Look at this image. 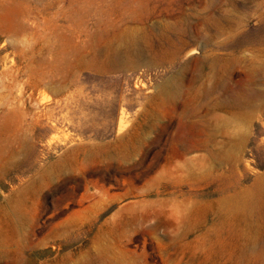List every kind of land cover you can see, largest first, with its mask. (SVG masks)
I'll return each mask as SVG.
<instances>
[{"label":"rangeland","instance_id":"374dc122","mask_svg":"<svg viewBox=\"0 0 264 264\" xmlns=\"http://www.w3.org/2000/svg\"><path fill=\"white\" fill-rule=\"evenodd\" d=\"M262 62L264 0H0V264H264V107L204 143Z\"/></svg>","mask_w":264,"mask_h":264},{"label":"bare ground","instance_id":"6f19581e","mask_svg":"<svg viewBox=\"0 0 264 264\" xmlns=\"http://www.w3.org/2000/svg\"><path fill=\"white\" fill-rule=\"evenodd\" d=\"M231 66L232 61L225 57L209 58L206 62V68L204 69L206 71L203 73L200 71L196 75L197 81H200L195 91L197 100L212 94L216 88H222L223 90L231 89V87H221L224 83L225 72L230 70ZM178 74L180 75H178L177 78L168 79L164 83L165 87H163V89L167 91L169 98H174L181 92L182 86L180 85V78L182 73ZM245 75V78L243 76L239 80L242 87L233 92L228 98L218 100L215 103V105L227 109L228 113L220 114L218 112H213L211 113V118L205 121L207 133L205 132L204 143L207 147H211V155L215 161L224 162L230 158H237L238 147L242 145L241 139H243L249 132L248 126L251 122V118L255 116L257 108L264 107V89H258L254 86L264 77V63L253 64ZM207 82L209 83V86L207 85ZM232 126H234L235 129L234 135L230 133V127ZM218 133L224 135L226 140L221 142H218L217 140L215 143V135ZM203 156H205V154ZM258 196H261V199L264 198V183L259 184L255 197L249 194H244L238 197L235 200V208L242 207L252 210L253 204L257 201L256 197Z\"/></svg>","mask_w":264,"mask_h":264}]
</instances>
